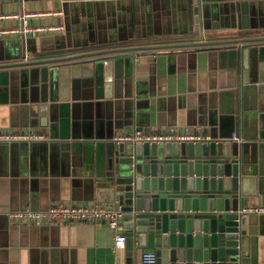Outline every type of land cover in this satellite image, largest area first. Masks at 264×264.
Segmentation results:
<instances>
[{
  "label": "crops",
  "instance_id": "obj_1",
  "mask_svg": "<svg viewBox=\"0 0 264 264\" xmlns=\"http://www.w3.org/2000/svg\"><path fill=\"white\" fill-rule=\"evenodd\" d=\"M246 4L260 8L253 26L261 24L264 34V0ZM209 6L211 13L213 3ZM14 14L25 15L30 31L0 36V65L194 37L192 0L0 3V29L22 27ZM48 26L62 29H36ZM169 51L158 50L152 59V52L140 51L134 66L126 57L84 59L93 60L90 66L76 60L70 69L59 70L64 78L48 77L45 88L38 85V66L0 68V131H32L50 138L29 148L25 143L0 144V264H127V240L116 247L117 232L105 224L17 222L7 213L97 203L90 178L103 164V144L134 129L171 135L211 127L231 137L236 134L245 141L244 170L251 176L243 186L241 208L264 207V51L253 49L246 57H210L205 50L181 49L170 56ZM127 116L137 124L114 125ZM73 141L83 149L60 150ZM248 228L250 264H264V231ZM124 232L121 227L118 233ZM132 264H140V257L132 256Z\"/></svg>",
  "mask_w": 264,
  "mask_h": 264
},
{
  "label": "water",
  "instance_id": "obj_2",
  "mask_svg": "<svg viewBox=\"0 0 264 264\" xmlns=\"http://www.w3.org/2000/svg\"><path fill=\"white\" fill-rule=\"evenodd\" d=\"M246 1L192 0L194 37L187 42L99 49L2 64L0 68L38 66V85L45 88L48 77L70 69L76 60L91 57L105 56L116 61L126 57L133 66L140 51L152 52L148 53L150 59L158 50H170L168 54L175 56L179 49L186 53L205 50L210 57L237 53L246 57L250 50L264 51L262 26H253L260 8L251 5L249 9ZM204 7L209 10L207 17ZM14 44L18 48V43ZM21 46L23 50L24 42ZM88 61L79 64L87 66L93 60ZM50 88L52 92L51 85ZM123 124L136 125L137 121L127 116L114 123ZM55 126H50L51 138L55 137ZM171 135L186 139L147 143L111 138L103 144V164L91 172L93 199L108 209L119 206L122 212L119 224L126 235L127 264H132V256L140 257L145 249L154 251L156 264H250L252 237L248 226H257L259 233L263 232L264 215L239 212L246 195L243 186L251 177L244 170L245 141H233L231 135L211 127L188 128ZM15 143H25L28 148L32 144ZM59 148L79 152L83 145L73 141Z\"/></svg>",
  "mask_w": 264,
  "mask_h": 264
},
{
  "label": "built area",
  "instance_id": "obj_3",
  "mask_svg": "<svg viewBox=\"0 0 264 264\" xmlns=\"http://www.w3.org/2000/svg\"><path fill=\"white\" fill-rule=\"evenodd\" d=\"M9 16V15H7ZM13 18H19L22 20V27L18 29H0V36L11 34L15 32H21L24 34L26 31H30V28L24 21V16L14 14ZM41 32H54L62 29V26H48L36 28ZM189 139L191 137H188ZM198 138V137H196ZM182 140L186 139L184 136L175 135H160V134H148L138 129L133 130L130 134L116 135L112 138L115 141H131V142H160L169 140ZM231 139L236 142H243L236 134L232 135ZM48 135L32 132V131H0V143H12V142H34V141H49ZM242 214H264V207H248L241 208L239 210ZM8 217L13 221L24 222L26 220L37 223H49L54 224L57 222L69 221L75 222H93L97 224H105L113 231L117 232L115 235L116 247L123 246L126 241L124 234L118 233L120 231V218L122 212L120 207L117 206L113 209H108L104 204L92 203V204H77L68 203L63 205H50L43 211H34L31 209H24L7 213ZM156 255L152 250H145L140 256V264H156Z\"/></svg>",
  "mask_w": 264,
  "mask_h": 264
}]
</instances>
